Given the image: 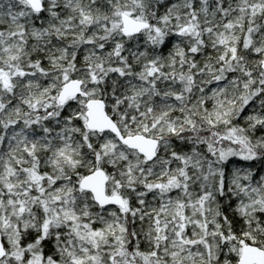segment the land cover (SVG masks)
<instances>
[{"label":"clouds","instance_id":"9594fccd","mask_svg":"<svg viewBox=\"0 0 264 264\" xmlns=\"http://www.w3.org/2000/svg\"><path fill=\"white\" fill-rule=\"evenodd\" d=\"M0 264H264V0H0Z\"/></svg>","mask_w":264,"mask_h":264}]
</instances>
